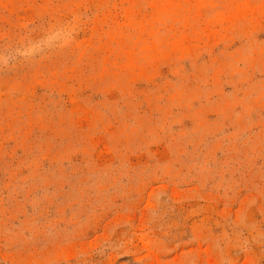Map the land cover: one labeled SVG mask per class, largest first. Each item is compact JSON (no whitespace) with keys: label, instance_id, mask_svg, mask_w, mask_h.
<instances>
[{"label":"rangeland","instance_id":"1","mask_svg":"<svg viewBox=\"0 0 264 264\" xmlns=\"http://www.w3.org/2000/svg\"><path fill=\"white\" fill-rule=\"evenodd\" d=\"M0 264H264V0H0Z\"/></svg>","mask_w":264,"mask_h":264}]
</instances>
